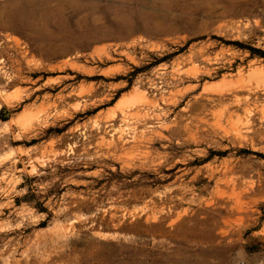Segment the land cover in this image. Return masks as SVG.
Returning a JSON list of instances; mask_svg holds the SVG:
<instances>
[{"label":"rangeland","instance_id":"1","mask_svg":"<svg viewBox=\"0 0 264 264\" xmlns=\"http://www.w3.org/2000/svg\"><path fill=\"white\" fill-rule=\"evenodd\" d=\"M174 263L264 264V0H0V264Z\"/></svg>","mask_w":264,"mask_h":264},{"label":"bare ground","instance_id":"2","mask_svg":"<svg viewBox=\"0 0 264 264\" xmlns=\"http://www.w3.org/2000/svg\"><path fill=\"white\" fill-rule=\"evenodd\" d=\"M205 4V3H204ZM199 5V4H198ZM201 5V4H200ZM149 11V10H148ZM193 13V12H192ZM189 15V14H188ZM192 16H193V14H191ZM189 18H190V16H188ZM79 23V22H78ZM130 29V28H129ZM128 29V30H129ZM175 31H173V33H174ZM130 34H132L131 32H130ZM105 37H109V35L107 34V35H104V37H102V38H105ZM137 38V37H136ZM86 41L88 42V43H90V45L93 43V42H96L97 40H100L101 39V37H98V36H94L93 34L92 35H89V36H86ZM113 42V41H112ZM95 46V45H94ZM95 48V47H94ZM236 114V113H235ZM240 120V119H239ZM237 124H238V122H237ZM233 125H234V123H233ZM236 126V125H235ZM244 127V126H243ZM240 129V128H239ZM239 129H237V130H239ZM243 129V128H242ZM223 187V190L224 191H226V190H228V193L230 192V190H231V188H234L235 186L234 185H232V187L230 186V185H228V182L226 181V184H224V186H222ZM232 191V190H231ZM240 194V193H239ZM240 196H241V194H240ZM242 197V196H241ZM241 197H240V199H241ZM235 203V202H234ZM237 204V203H236ZM235 206V205H234ZM240 206V205H239ZM235 207H237V206H235ZM179 215V214H178ZM181 215V214H180ZM179 215V216H180ZM181 217V216H180ZM165 260V259H164ZM175 264V263H174Z\"/></svg>","mask_w":264,"mask_h":264}]
</instances>
